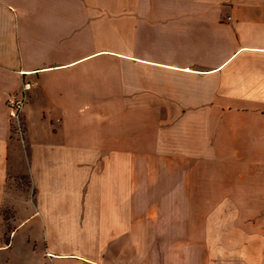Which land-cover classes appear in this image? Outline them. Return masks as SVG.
<instances>
[{
    "label": "crops",
    "instance_id": "crops-1",
    "mask_svg": "<svg viewBox=\"0 0 264 264\" xmlns=\"http://www.w3.org/2000/svg\"><path fill=\"white\" fill-rule=\"evenodd\" d=\"M25 83L26 199L8 104ZM137 191L209 208L206 237L264 264V0H0V264L29 219L37 264L121 263Z\"/></svg>",
    "mask_w": 264,
    "mask_h": 264
},
{
    "label": "rangeland",
    "instance_id": "rangeland-1",
    "mask_svg": "<svg viewBox=\"0 0 264 264\" xmlns=\"http://www.w3.org/2000/svg\"><path fill=\"white\" fill-rule=\"evenodd\" d=\"M23 121L25 126L24 117ZM12 123L11 119V125ZM12 135V151L16 152L17 158L14 161L13 172L17 173L20 169L22 174L17 176L16 181H11L9 187H23L26 199L27 191L31 186L27 173V137L24 140L26 136L24 129L22 135L16 131ZM157 166H160L159 162H153V171ZM168 179L175 184V176L171 175ZM136 196V239L119 241L125 252V260L117 264H243L239 256L224 255V252L228 253L232 250L224 240L206 237L209 208L171 206L175 203V192L137 191ZM157 199L165 200L169 206H157ZM14 212V209H8L7 218L13 216ZM29 215L26 213L25 218ZM148 221H151L150 226ZM18 222L10 221L5 224L4 230L8 236L11 237ZM16 233L12 249L6 252L10 257L9 264H37L41 253L45 259H48L46 241L41 243L43 231L37 224V219H29V222L21 225ZM34 251L37 252L33 253ZM116 254L117 251L112 248L111 253L108 254V261L103 264H116L112 259Z\"/></svg>",
    "mask_w": 264,
    "mask_h": 264
},
{
    "label": "built area",
    "instance_id": "built-area-1",
    "mask_svg": "<svg viewBox=\"0 0 264 264\" xmlns=\"http://www.w3.org/2000/svg\"><path fill=\"white\" fill-rule=\"evenodd\" d=\"M32 87L31 83H25L23 87V93L18 95H11L8 100L12 124L16 129V132L21 134L23 133V108L27 102V92L30 91ZM23 126V127H22Z\"/></svg>",
    "mask_w": 264,
    "mask_h": 264
},
{
    "label": "trees",
    "instance_id": "trees-1",
    "mask_svg": "<svg viewBox=\"0 0 264 264\" xmlns=\"http://www.w3.org/2000/svg\"><path fill=\"white\" fill-rule=\"evenodd\" d=\"M24 130H25V133H26V136L24 137V140L25 138L27 137V128H26V124L24 126ZM11 131H12V134H14V132L16 131L15 127L13 126V124L11 125ZM12 138H13V135H12Z\"/></svg>",
    "mask_w": 264,
    "mask_h": 264
}]
</instances>
